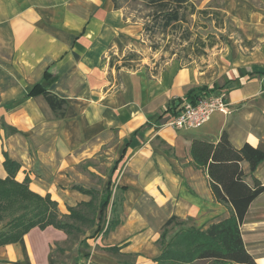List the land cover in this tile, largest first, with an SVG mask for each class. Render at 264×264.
I'll use <instances>...</instances> for the list:
<instances>
[{"label":"crops","instance_id":"0c3cea01","mask_svg":"<svg viewBox=\"0 0 264 264\" xmlns=\"http://www.w3.org/2000/svg\"><path fill=\"white\" fill-rule=\"evenodd\" d=\"M222 2L246 43L228 41L201 68L174 57L150 66L155 54L144 51L141 26L113 0H0V178L7 154L20 164L15 179L27 176L29 188L50 194L61 213L90 200L78 186L112 192L99 232L88 229L75 243L76 262L148 264L160 254L156 241L169 217L205 228L230 215L190 145L225 132L236 148L264 147V0ZM129 52L138 58L121 66ZM202 86L222 87L228 113L215 111L197 128L168 125L182 106L171 101ZM44 89L67 101L63 117ZM241 166L248 184H264V159L252 172L247 161ZM111 217L119 222L106 231ZM240 231L247 252L264 264V192L250 202ZM66 238L52 226L31 228L24 234L30 264H48L50 249ZM111 246L121 258L105 249ZM17 260L18 242L0 245V261Z\"/></svg>","mask_w":264,"mask_h":264},{"label":"trees","instance_id":"16d2710c","mask_svg":"<svg viewBox=\"0 0 264 264\" xmlns=\"http://www.w3.org/2000/svg\"><path fill=\"white\" fill-rule=\"evenodd\" d=\"M113 2L114 6L118 7L116 0ZM147 3L153 9V15L156 16V20H159L163 30L179 26L181 21H184L181 9L186 5H192L190 0H147ZM193 12L194 7L190 10V13ZM201 12L208 13L207 9ZM243 43H246L245 39ZM215 44L216 41L212 40L210 36L207 40H203L198 35L189 45L191 47L196 45L197 49L200 47L203 54L206 48H212ZM137 56L138 54L135 52L127 53L122 58L121 66H127V59H136ZM112 63L111 59L110 65ZM46 80L49 81L50 78ZM221 88L216 89L222 90ZM211 89L202 86L199 92H195L193 89L189 90L184 99L193 100L200 92ZM42 94L56 116L63 117L67 101L47 89H44ZM183 101L178 98L171 102L181 105ZM181 107L173 115H176ZM169 110L171 108H167L165 111ZM190 154L196 166L206 168L214 199L227 205L230 215L205 228H197L193 225L181 227L180 230L174 232L172 237L167 238L170 226L184 224L189 219L185 220L174 215L169 217L160 228L156 242L160 247L163 246V249L154 260L157 264H197L199 262H205L204 264H256L244 247L240 225L250 202L264 192V184L256 178H253V184H248L244 179L241 162L247 161L250 171H254L258 163L264 159V147H254L245 143L236 148L232 146L228 136L223 132L216 142L193 139L190 145ZM3 166L7 175L0 178V245L18 242L23 255V260L6 261L7 263L30 264L24 234L33 227L44 229L47 226H52L62 230L68 238L75 241L79 240L80 234L85 235L86 230L93 227H95L94 235L99 232L102 210L107 206L112 195L110 188L99 194L92 188L76 187L82 193L90 195V200L68 206V212L61 213L57 201L52 199L50 194L41 195L29 188L30 180L27 176L22 181L15 179L20 168L17 161L4 154ZM98 197L102 201L99 206L96 200ZM114 206L115 199L112 200V212L115 211ZM99 211L101 212L99 213ZM97 216L99 217L98 222ZM118 222L117 218L111 217L106 231L113 228ZM86 237L84 236L78 242ZM55 248L62 251V248L57 244ZM105 249L117 258H121L117 253L118 247L111 246ZM50 263L51 253L48 256V264ZM75 264L80 263L75 262Z\"/></svg>","mask_w":264,"mask_h":264},{"label":"rangeland","instance_id":"374dc122","mask_svg":"<svg viewBox=\"0 0 264 264\" xmlns=\"http://www.w3.org/2000/svg\"><path fill=\"white\" fill-rule=\"evenodd\" d=\"M190 2L192 5H186L181 9L184 21H181L176 28L163 30L159 20L155 19L156 16L153 15V9L148 5L147 0H116L117 5L123 9L126 18L141 26L144 51L148 54H155L154 57L148 56L147 60H150V66H161L168 58L174 57L180 65L196 64L202 68L206 62L210 63L209 57L216 53L219 48L225 47L228 41L238 40L244 44V37L240 30L222 11V0H190ZM192 7H194V12L190 13ZM204 9H207L208 13H202L201 11ZM188 32L190 33L187 34ZM198 35L203 40H207L210 36L212 40L216 41V44L212 48H206L205 53L202 54L200 47L197 49L196 45L193 47L189 45ZM153 62L155 64H152ZM96 200L98 201V198ZM189 225V220H186L184 224L170 226L167 238L172 237L174 232L180 230L181 227L184 228ZM47 234L49 237H54L50 231ZM56 237L58 238V236ZM78 237L80 240L84 235L80 234ZM78 241L67 237L57 244L58 247L62 248V251L55 248L56 245L52 247L53 249L51 248L49 252V254L51 253L50 264H75L77 257L74 245ZM162 249L163 246L160 247V250ZM130 259L128 264L133 262ZM199 263L204 264L205 262ZM0 264L9 263L0 261ZM148 264H157V262L153 259Z\"/></svg>","mask_w":264,"mask_h":264},{"label":"built area","instance_id":"2783aa9c","mask_svg":"<svg viewBox=\"0 0 264 264\" xmlns=\"http://www.w3.org/2000/svg\"><path fill=\"white\" fill-rule=\"evenodd\" d=\"M228 113L226 92L223 90H205L193 100L184 99L179 112L166 123L176 129H192L205 124L212 113Z\"/></svg>","mask_w":264,"mask_h":264}]
</instances>
